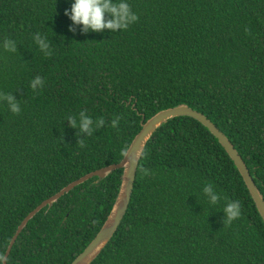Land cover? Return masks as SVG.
<instances>
[{"label":"trees","instance_id":"16d2710c","mask_svg":"<svg viewBox=\"0 0 264 264\" xmlns=\"http://www.w3.org/2000/svg\"><path fill=\"white\" fill-rule=\"evenodd\" d=\"M127 2L138 20L126 30L84 33L64 14L72 0H0V93L21 107L13 114L0 101V264L33 209L120 163L143 121L179 104L228 136L264 197V0ZM5 40L15 41L14 52ZM36 76L44 85L34 91ZM81 111L94 121L90 136L69 125ZM123 172L94 176L41 209L7 264H71L107 219ZM206 184L219 194L216 204ZM230 201L241 215L229 223L222 211ZM91 264H264V219L203 123L177 116L153 134L127 213Z\"/></svg>","mask_w":264,"mask_h":264},{"label":"water","instance_id":"95a60500","mask_svg":"<svg viewBox=\"0 0 264 264\" xmlns=\"http://www.w3.org/2000/svg\"><path fill=\"white\" fill-rule=\"evenodd\" d=\"M188 115L196 118L203 123L220 141L222 146L226 149L228 154L234 160L240 173L242 174L249 191L264 219V197L259 190L245 160L238 152L235 145L228 138V136L204 113L194 109L188 104H179L177 106L169 107L160 110L148 120L143 121L142 128L133 139L130 147L128 148L124 158L120 163L111 164L82 176L81 178L71 182L53 196L47 198L33 209L21 222L16 233L10 241L9 247L4 257V264H7V258L12 250L19 233L24 229L28 222L45 206L52 205L65 193H68L75 186L83 183L84 181L98 176L104 178L108 176L115 169L123 168L122 183L116 198V201L105 220L104 224L96 234L94 239L87 245V247L73 260L71 264H91L98 255L102 252L108 244L118 227L120 226L127 210L129 208L132 194L136 182L137 172L144 150L148 141L152 138L157 129L169 119L177 116Z\"/></svg>","mask_w":264,"mask_h":264},{"label":"clouds","instance_id":"9594fccd","mask_svg":"<svg viewBox=\"0 0 264 264\" xmlns=\"http://www.w3.org/2000/svg\"><path fill=\"white\" fill-rule=\"evenodd\" d=\"M64 14L70 18L73 25H82L81 31L88 32H102L107 29L112 33L126 30L130 24L138 20V16L132 11L130 4L127 0H72L70 9H65ZM69 30H72L71 25ZM35 43L42 51L49 49L47 39L41 34L37 33L33 37ZM3 47L14 52L16 50V43L13 40H5ZM44 81L40 76H36L31 82L30 87L35 91L37 88H42ZM0 101L7 105L8 110L13 114L21 112L20 102L13 94L0 93ZM69 125L79 131L80 137L82 133H87L90 136L94 132V121L81 111L79 117H69ZM112 127H117L119 121L113 120ZM104 120L100 119L95 123V127L103 126ZM84 138V137H83ZM83 138H81V143ZM203 193L207 196L211 204H216L220 196L213 189L210 184H206L203 188ZM224 217L227 222H231L241 215V206L238 201L228 202L223 211Z\"/></svg>","mask_w":264,"mask_h":264}]
</instances>
